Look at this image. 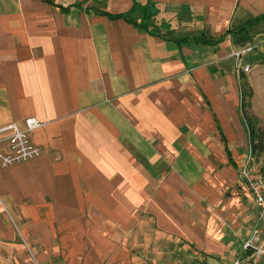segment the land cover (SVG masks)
Here are the masks:
<instances>
[{"label":"crops","instance_id":"obj_1","mask_svg":"<svg viewBox=\"0 0 264 264\" xmlns=\"http://www.w3.org/2000/svg\"><path fill=\"white\" fill-rule=\"evenodd\" d=\"M262 13L264 0H0V126L46 123L32 134L40 157L0 168V264H31L7 212L41 260L53 258L61 229L73 254L102 258L120 240L163 259L169 242L195 260L200 247L227 242L221 210L232 207L253 221L246 238L257 210L246 213L254 202L239 175L250 144L237 69L253 50L264 63V20L232 30ZM199 35L222 40L175 41ZM250 71L251 112L264 128ZM205 205L208 232L181 211ZM155 221L162 230L152 236Z\"/></svg>","mask_w":264,"mask_h":264},{"label":"rangeland","instance_id":"obj_2","mask_svg":"<svg viewBox=\"0 0 264 264\" xmlns=\"http://www.w3.org/2000/svg\"><path fill=\"white\" fill-rule=\"evenodd\" d=\"M137 19H140V17H137ZM256 53H258L256 52V50L243 53L241 57V63L247 62L252 67L249 75L253 79L257 100L259 102L260 113L262 115V120L264 123V63L252 61L255 60ZM262 156L264 157V153L262 154ZM235 178L236 180H238L237 177ZM240 184L238 180L235 185H232L237 186V189L240 192L247 191V193H249L247 187L243 184L244 187L241 189L239 187ZM246 195L247 196L241 195L242 199H244L245 201H250L251 195ZM232 204L234 206H238L234 202H232ZM254 206V204L247 202L245 207H247L246 213L248 215H252L253 209L255 208ZM209 208L210 207H207L206 205L205 207H181V211L184 218L189 217L193 221L197 220L196 222L199 225V231H207L210 225L211 215L213 214V212L208 210ZM231 209L233 210H221L225 218L224 221L220 220V222L223 224L221 229L226 230V233L228 235L227 242H225L224 240L225 237H218L219 239L218 241L216 240V245H214V242L212 243L211 241L212 247H216L215 250H207L206 248L200 247L199 252L194 251L197 257L195 260H193V255L190 253L183 254L181 256L177 252L173 253V246L170 245L169 242H167L166 245H162V247H164L163 250L166 251V254L163 255V257L165 258L163 259L149 254L145 255V253L142 252L143 247L136 244L135 242L120 240L118 246L117 243H115L114 245H107V249L102 255V258L99 257L97 251L93 252L89 249L81 253L76 252L75 254H73L68 250L70 246L65 244L62 240V229L58 232V237L54 243L55 252L53 254V258L49 260H41L37 256H35L34 251L31 250L32 245L28 235L26 233L21 234L19 223H17V221L10 215V213L7 212V215L9 222L14 228L16 235L22 242V245L27 249L29 248L28 256L31 264H203L209 263L211 261L212 263L220 264L225 260L226 257L229 256V253L231 254V251L234 252L239 248L241 242H243V239L245 238L247 230H249L253 223V221L248 223L249 219H247L246 221V219L240 218L241 211L239 208L232 207ZM160 230L162 229L159 227L158 223L156 221L155 223L152 222V226H150L152 236L158 233V231ZM173 239L175 241L179 240L176 238V234L173 235ZM203 242L206 244L207 241L205 240ZM226 245H228V249H225ZM206 247L209 248V245L206 244ZM153 249V244H151L149 250L153 251ZM206 254H211V257H217L218 261L211 260V258L206 256Z\"/></svg>","mask_w":264,"mask_h":264},{"label":"built area","instance_id":"obj_3","mask_svg":"<svg viewBox=\"0 0 264 264\" xmlns=\"http://www.w3.org/2000/svg\"><path fill=\"white\" fill-rule=\"evenodd\" d=\"M248 48L247 50H250ZM240 57L241 52H234ZM250 65L237 69L238 73L250 71ZM46 123L35 116L22 122L12 121L0 126V168L10 167L40 157L44 148L34 142V131ZM239 175L248 186L257 210L249 235L243 240L239 254L225 264H264V157L253 153L251 146L240 165Z\"/></svg>","mask_w":264,"mask_h":264},{"label":"trees","instance_id":"obj_4","mask_svg":"<svg viewBox=\"0 0 264 264\" xmlns=\"http://www.w3.org/2000/svg\"><path fill=\"white\" fill-rule=\"evenodd\" d=\"M48 2L53 3V0H45ZM75 5L82 7V2L75 3ZM67 8H63V10H67ZM88 10V8H87ZM98 14L107 15L112 19H124L125 21L133 24L135 27L139 29H149V22L144 21L143 19H137L132 16L130 13L122 12V13H110L106 10L95 9L94 10ZM264 20V13L259 14L253 18H250L245 23L239 25L238 27L234 28L232 31L235 32H243L251 27L255 26L256 24L260 23ZM152 33H155L152 31ZM221 39H213L208 38L204 35L199 36H192V37H181L176 38L175 41L178 44L183 42H196V43H204V44H214L216 42L221 41ZM240 90H241V108L243 112V116L245 118L246 124L248 126V133H249V144L254 154L261 156L264 153V128L260 124L259 119L251 112V105H252V97H253V88L250 81L246 78L244 72L240 73Z\"/></svg>","mask_w":264,"mask_h":264}]
</instances>
